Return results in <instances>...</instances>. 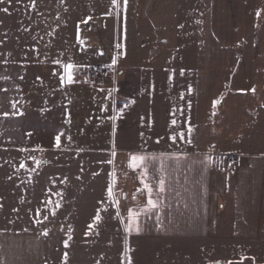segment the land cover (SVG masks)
Wrapping results in <instances>:
<instances>
[{"label":"crops","instance_id":"obj_1","mask_svg":"<svg viewBox=\"0 0 264 264\" xmlns=\"http://www.w3.org/2000/svg\"><path fill=\"white\" fill-rule=\"evenodd\" d=\"M171 1L173 14L191 9V0ZM157 2L167 16L157 23L174 33L170 0ZM131 6L0 3L9 10H0V264H224L264 252V156L211 143L219 93L209 98L205 80L227 68L239 74L236 38L216 41L230 50L231 67L221 55L198 59L187 49L173 63L141 59L124 52L134 45ZM97 65L111 78L120 69L119 80L89 81L85 72ZM132 155L145 157L146 171L130 166Z\"/></svg>","mask_w":264,"mask_h":264},{"label":"rangeland","instance_id":"obj_2","mask_svg":"<svg viewBox=\"0 0 264 264\" xmlns=\"http://www.w3.org/2000/svg\"><path fill=\"white\" fill-rule=\"evenodd\" d=\"M134 1H138L136 8L133 6ZM157 1L159 0H130L132 6L129 9L128 32L130 43L134 45L124 47V52L135 54L141 59L144 57L153 61L160 59L167 64V56L171 60L170 63H173V60L180 58L187 49L192 54L199 55L196 57L198 59L204 53L211 55L214 60H219L221 55L228 59L224 65L231 67L235 62L231 60L233 57L229 55L230 50L226 51L225 47H219L216 41L219 40L220 44L228 39L233 43L235 37V45H231L230 48L240 49L239 53L242 54V58H237L236 61L239 74L231 77V69L227 68L225 71L219 70L218 73L216 71L208 74L207 82L205 80L209 98L219 93L216 101L220 102L216 103L218 115L213 118L211 143L217 146L218 150L233 155L264 156V0H191V9H185L183 4L179 6V13L177 7L174 8V14L170 0L169 17L170 21L172 19L175 21L174 33H169L163 28V24L157 23L161 17H167L166 14H162V4L158 5ZM185 22H189L190 32L183 28L181 32L184 34L178 38L180 23L183 26ZM205 31L211 35L205 36ZM245 35L250 38L247 47L239 43ZM143 37L149 44L146 47H141L138 42ZM158 38L169 40L170 45L161 46ZM176 39L182 43L178 49L176 46L179 41L176 42ZM114 49L117 55L116 46L112 50ZM229 60L232 62H228ZM214 63L220 64L219 61ZM119 70L116 72L114 67L115 75L111 78L109 69V74L99 83L119 80ZM225 260L224 264H264V252L257 249L255 253L245 257L232 254L226 256Z\"/></svg>","mask_w":264,"mask_h":264},{"label":"snow or ice","instance_id":"obj_3","mask_svg":"<svg viewBox=\"0 0 264 264\" xmlns=\"http://www.w3.org/2000/svg\"><path fill=\"white\" fill-rule=\"evenodd\" d=\"M4 0H0V3H3ZM112 3L115 5L117 4V0H112ZM124 3L127 4V0H124ZM2 11H4L5 13H7L9 10L7 7L3 8V9H0ZM90 19V18H89ZM85 23H87V21H85ZM72 69H73V66L72 65H67L64 69L65 73H66V82L67 83H72L73 82V75H72ZM255 90L253 89V92ZM216 103H220L219 101H216ZM173 123H175V121H173ZM189 131H191V129H189ZM57 145H59V137L57 138ZM113 155H115V153H113ZM131 161H132V164L130 165L131 167H137L139 165H143L145 171L147 170V165H144L143 162L145 161V157L143 156H137V155H132L131 156ZM142 183H143V180H142ZM144 187L147 189L148 191V205H150L152 208H155L156 207V203L155 201L152 199V188L149 184L145 183L144 184ZM159 188H160V192H164V180L161 179L159 181ZM109 195L111 196L112 195V189L110 188L109 189ZM133 222L135 223V216L136 214L133 213ZM137 233H139V228H137ZM130 264V262H129Z\"/></svg>","mask_w":264,"mask_h":264},{"label":"built area","instance_id":"obj_4","mask_svg":"<svg viewBox=\"0 0 264 264\" xmlns=\"http://www.w3.org/2000/svg\"><path fill=\"white\" fill-rule=\"evenodd\" d=\"M112 55L116 57V49L112 50ZM109 74V69L104 66H93L86 70L85 77L92 82L99 83L103 80L104 76ZM231 165H236L238 159L232 158Z\"/></svg>","mask_w":264,"mask_h":264},{"label":"water","instance_id":"obj_5","mask_svg":"<svg viewBox=\"0 0 264 264\" xmlns=\"http://www.w3.org/2000/svg\"><path fill=\"white\" fill-rule=\"evenodd\" d=\"M218 264H222V263H218Z\"/></svg>","mask_w":264,"mask_h":264}]
</instances>
